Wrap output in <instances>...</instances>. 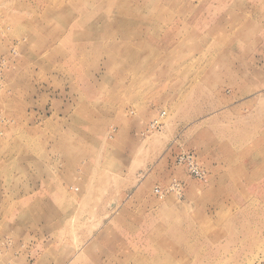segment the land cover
<instances>
[{
	"label": "rangeland",
	"instance_id": "1",
	"mask_svg": "<svg viewBox=\"0 0 264 264\" xmlns=\"http://www.w3.org/2000/svg\"><path fill=\"white\" fill-rule=\"evenodd\" d=\"M0 264H264V0H0Z\"/></svg>",
	"mask_w": 264,
	"mask_h": 264
},
{
	"label": "built area",
	"instance_id": "2",
	"mask_svg": "<svg viewBox=\"0 0 264 264\" xmlns=\"http://www.w3.org/2000/svg\"><path fill=\"white\" fill-rule=\"evenodd\" d=\"M164 114V113H162ZM160 120L157 118L154 120L152 127L157 126L159 124ZM178 161L180 163H183L187 166L188 171L191 175H193L196 178L202 179L205 176L204 170L198 165L196 161V157L193 153H182L178 157ZM158 191V190H157Z\"/></svg>",
	"mask_w": 264,
	"mask_h": 264
},
{
	"label": "bare ground",
	"instance_id": "3",
	"mask_svg": "<svg viewBox=\"0 0 264 264\" xmlns=\"http://www.w3.org/2000/svg\"><path fill=\"white\" fill-rule=\"evenodd\" d=\"M91 188V187H90ZM66 221V220H65ZM76 261V260H75Z\"/></svg>",
	"mask_w": 264,
	"mask_h": 264
}]
</instances>
